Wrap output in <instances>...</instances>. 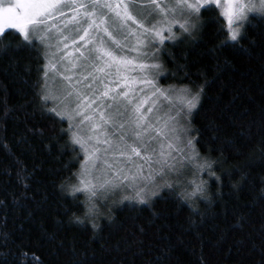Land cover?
<instances>
[{
  "label": "snow or ice",
  "instance_id": "obj_1",
  "mask_svg": "<svg viewBox=\"0 0 264 264\" xmlns=\"http://www.w3.org/2000/svg\"><path fill=\"white\" fill-rule=\"evenodd\" d=\"M213 13L217 14V20L226 18V36L234 46L247 51L242 43L247 41L251 47L260 49L258 62L264 74V0L239 4L235 0H174L163 7L159 0L0 2V57L9 55L12 44L4 41L13 33L17 36V51L31 49L36 53L40 75L34 82V95L40 111L68 125L60 130L59 139L67 137L61 150L71 147L77 152L78 145L79 153L84 156L79 160V172L62 178L58 184L60 198L71 201L64 214L71 213L69 224H90L92 242L105 240L102 247L117 253L115 264H136L140 257H143L141 264H163L168 255L155 249L156 256L149 258L152 246L145 245L134 233L115 244L111 243V236L105 238L98 221L103 219L111 227L115 223L113 207L124 201L148 205L154 199L167 198L192 207L197 199L213 204L214 197L220 195L219 187L211 191L209 180H214L217 186L222 183L217 169L228 171L223 169L222 154L225 147L233 146L232 142L220 143L222 129L210 120L207 130L212 133L215 146L209 147L203 140L204 130L192 124L207 81H191L185 65L176 64L175 54L168 48L169 44L174 47L183 43L207 23L216 22L210 17ZM169 15L172 19L167 18ZM177 25L179 36L173 31ZM250 29L258 30L259 42L249 35ZM130 38L134 39L131 46ZM82 47L88 55L81 51ZM73 52L77 55L73 56ZM164 57L176 64L177 72L182 75L172 71L162 74ZM81 59L84 63L78 64ZM65 61L70 67L58 68ZM225 64L230 61L225 60ZM78 68L79 75L75 71ZM65 71L70 74L65 75ZM55 76L61 78L58 91L49 84ZM162 78L179 83L164 85L160 83ZM185 80L189 83H184ZM261 95L264 96V89ZM161 99L169 102L168 111L153 117L154 110L160 111L157 104ZM126 113L127 119L122 120ZM239 115L248 116L249 110ZM250 124L257 125L255 118ZM85 125L89 133L86 136L81 134ZM109 126L112 133L107 131ZM259 127L264 129V107L260 109ZM154 144L159 145V150ZM97 161L104 170L99 178H93ZM145 166L149 169L147 174ZM201 173L208 179L202 178ZM237 187L232 185L234 190ZM258 200L264 201V188ZM72 208L82 211V215ZM31 215L29 211L28 216ZM245 222L241 215L235 227L242 228ZM254 231L258 233L259 244L252 232L244 234L234 242L235 257L229 247L225 259L235 258L240 264H264V219ZM140 233L141 236L144 233L142 227ZM48 243L56 244L60 250L64 248L63 241L57 243L54 235ZM256 255L259 260L255 259ZM71 257L69 264H94L96 260L94 252L88 249L78 252L75 246ZM3 264L9 261L5 259Z\"/></svg>",
  "mask_w": 264,
  "mask_h": 264
},
{
  "label": "trees",
  "instance_id": "obj_2",
  "mask_svg": "<svg viewBox=\"0 0 264 264\" xmlns=\"http://www.w3.org/2000/svg\"><path fill=\"white\" fill-rule=\"evenodd\" d=\"M210 17L216 22L207 23L183 43L174 47L169 44L168 48L175 54L176 64L185 65L191 81H207L192 124L204 130L203 140L209 147L215 146L207 130L210 120L222 129L220 143L232 142L233 146L225 147L222 154L223 169L231 175L218 168L222 183L217 186L209 180L212 192L220 188L219 197H214L213 204L197 199L192 207L174 198L154 199L148 205L124 201L111 209L115 220L111 227L103 219L98 221L104 228L102 235L111 236L112 244L134 233L145 245L152 246L149 258L156 256L155 249L166 251L168 259L163 264H240L235 258L225 259L229 247L235 257L234 242L249 232L260 243L254 231L264 219V201L258 200L264 188V129L259 127L264 74L258 62L260 49L247 41L242 42L247 51L234 46L226 36V20H217L216 13ZM257 32L250 29L249 35L259 42ZM8 42L12 44L9 55L0 57V264L5 259L9 264H69L73 246L78 252H94V264H115L117 253L102 247L105 240L92 242L90 224L68 223L71 213L65 215L64 208L71 201L61 199L57 188L62 178L79 172L82 153L78 145L77 152L71 147L62 151L67 137L59 139V134L68 125L40 111L34 95V82L40 75L36 53L31 49L17 51L14 33L4 41ZM163 60L162 74L177 72L176 64L168 62L167 57ZM160 83L179 81L162 78ZM245 109L249 115L241 117L239 113ZM253 118L256 126L250 124ZM200 151L204 153L205 149L201 147ZM201 176L208 179L204 173ZM233 184L238 186L236 190ZM80 198L83 200V196ZM72 211L82 215L76 208ZM241 215L247 222L237 228ZM53 235L57 243L63 241V250L48 243ZM142 259L137 258L136 264ZM255 259L259 260V255Z\"/></svg>",
  "mask_w": 264,
  "mask_h": 264
},
{
  "label": "rangeland",
  "instance_id": "obj_3",
  "mask_svg": "<svg viewBox=\"0 0 264 264\" xmlns=\"http://www.w3.org/2000/svg\"><path fill=\"white\" fill-rule=\"evenodd\" d=\"M0 2H2V3H9V2H12V0H0ZM68 2H70V0H68ZM173 2H174V0H159V3H160V5H161L162 7H163V5H165V4H169V5H170V4H172ZM258 2H259V0H235V3H236V4H239V3H258ZM167 18H168V19H172V16L169 15ZM177 18H178V17H177ZM158 19H161V18L158 17ZM225 20H226V18H225ZM163 22H164L163 19H161V23H163ZM173 31L177 32L179 35L181 34L180 31H179V27H178V25L173 27ZM165 35H167V33H165ZM133 44H134V39H133V38H130V39H129V45L131 46V45H133ZM81 51L84 52L85 55H88V53H87V51H85V48H84V47L81 48ZM72 55H73V56H76L77 54H76L75 52H73ZM80 63H84V61L81 59L80 61H78V64H80ZM60 67L67 69V68H69L70 66L68 65L67 61H65L64 64H63L62 66H61V65H58V68H60ZM89 70H90V69H89ZM75 71H77V75H79V71H80V69L78 68V69L75 70ZM69 74H70L69 71H65V75H69ZM56 80H57L58 82H56ZM51 81H52V82H51ZM50 82H51L50 84L52 85L53 88L58 87V88H57V91H58L59 88H60V86H61V78H60L59 76H55V79H54V80H53V79H50ZM59 83H60V84H59ZM137 95H139V93H137ZM173 103H176V104L178 105V101H174ZM147 106H148V105H145V107H147ZM157 107L160 109V111H159V113H157V112H155V110H154V113L152 114L153 117H154L155 115H157V114L163 116V114H164L165 112L168 111V108H169V102H168V101H165V100H163V99H161V100L158 102ZM121 119H122V120H123V119H127V113L125 114L124 117H121ZM153 123H155V120H153ZM107 131H108L109 133H112V132H113V129L109 126V127L107 128ZM81 134H82V135H85V136L89 134L88 131H87V125H85V126L82 127V129H81ZM153 146L156 147L157 150H159V145H158V144H154ZM177 146L179 147L180 145H177ZM83 159H84V156H83V153H82V160H83ZM154 159H155V157H154ZM137 163H141V161H137ZM155 168H156V165L153 164V169H155ZM103 170H104V169H103V165H102L99 161H97L96 170L92 172V177H93V178H99V177L102 175V171H103ZM148 171H149V169L145 166V168H144V172H145V174H147Z\"/></svg>",
  "mask_w": 264,
  "mask_h": 264
}]
</instances>
